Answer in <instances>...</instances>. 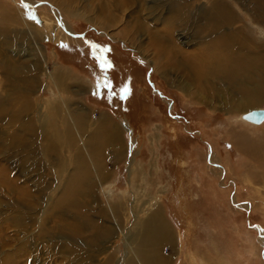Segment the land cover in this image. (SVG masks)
I'll list each match as a JSON object with an SVG mask.
<instances>
[{"label": "rangeland", "instance_id": "374dc122", "mask_svg": "<svg viewBox=\"0 0 264 264\" xmlns=\"http://www.w3.org/2000/svg\"><path fill=\"white\" fill-rule=\"evenodd\" d=\"M65 1L70 8L63 12ZM151 1L0 0V264H85L76 260L83 252L86 264L95 263L92 257L98 264H142L133 250L140 238L131 234L133 256H126L123 235L157 207L171 234L159 251L166 264H264V122L234 121L239 111L225 112L209 97L180 54L195 52L198 38L166 33V0H154L157 11L147 9ZM222 1L247 48L264 47L254 2ZM162 35L177 45L156 41ZM11 76L21 82L11 84ZM257 107L264 109V98ZM111 130L114 141L105 138ZM81 151L92 158L86 167L106 177L94 184L95 198L81 200L87 220L117 230L119 220L108 218L116 207L125 230L106 239L96 258L88 231L66 254L43 239L50 203L37 206L41 192L52 194L47 183L74 171ZM13 188H28L38 207L26 231L12 222L14 212H27L26 198L7 203L5 191ZM101 206L109 215L102 219Z\"/></svg>", "mask_w": 264, "mask_h": 264}, {"label": "bare ground", "instance_id": "6f19581e", "mask_svg": "<svg viewBox=\"0 0 264 264\" xmlns=\"http://www.w3.org/2000/svg\"><path fill=\"white\" fill-rule=\"evenodd\" d=\"M251 1L254 2V10H252L253 15L258 18V20H261L264 24V12L261 11V9L264 8V0ZM164 2L165 6L168 8L169 13V18L164 20V29H166L165 32L170 34L171 32H173V30L176 29L182 31L183 33L192 31V33L194 32L193 36H195L196 39L198 38V42L201 44V46L195 52L192 51L191 53H185L184 51L180 52L181 50L176 51L177 54L180 52L181 55H184L186 62H189L187 64H189L190 69L194 72V75L197 77V83L209 90V95H211L209 97L214 98L215 103L220 101L222 102L221 106L223 107L225 112L230 110L240 112V114L234 121L248 123L250 125L255 126L261 125L264 122V109H260V107L258 108L257 106L260 105L264 98L260 94L264 89V86H262V82H260V80L264 82V47H262L263 51L262 48L260 49V47L257 46L253 47L254 49L247 48L245 37L240 32V29H237L233 26V24H236L235 15L231 11V9L228 8L225 3H223L222 0H207L205 3L202 2L203 5L199 2H194L193 0H175L174 2L173 0H166ZM64 3H60L58 7L63 12L70 8L68 7L67 2L66 4ZM154 3L155 1L152 0L151 4L149 3V8L147 9L151 11H157L159 9V6H156L158 2L156 4ZM74 11L76 10H73V12ZM74 14L75 12L73 13V15ZM79 14L81 15V13ZM83 17L85 19V13ZM253 19L255 20L254 17ZM154 20L156 21V19ZM88 21L91 22L90 19H88ZM6 23H8V21ZM99 25L105 28L109 25V23L106 26L103 23ZM155 35L153 34V36ZM177 37L180 38V35L177 34ZM152 41L153 44L158 41L162 45L165 44L164 42L170 45L172 44V46L177 45L173 44L170 40L164 38L163 35L162 37H156V41L151 40V42ZM173 41L175 40L173 39ZM154 45L157 46L156 44ZM162 45L159 46V49H162L164 47H162ZM173 54H169V56ZM181 64H183L182 61L178 63L179 70L185 68L182 67ZM16 71L18 72V70ZM11 78H13V76H11L9 79V82L11 84H14L15 82H21L20 78H17L15 81H13ZM224 84L230 85V88H227ZM221 88L223 90H221ZM234 89L235 92H232ZM234 98H236V100H234ZM27 134L34 136L33 134H31V130L29 128ZM32 136L30 137L31 139ZM116 137L114 132L111 130V132L106 134L105 138H109L110 141H114L113 138L116 139ZM9 142H12V140ZM19 142L14 143L16 147L18 146ZM72 145L73 147H75V143H72ZM13 148L14 146L12 147V149ZM49 150H47V152L44 151L46 156L50 155L51 151ZM83 154L84 153H82L81 151V153L76 155L78 156V158L74 159V171H71L70 175H67L65 181H63L61 175L57 176V178L55 179V176H53L52 173H49L51 178L53 180L55 179L56 184L53 185V183L46 182L49 187L45 186V190L51 191L52 194L49 198L47 197L48 200H46L47 198L44 197V193L41 192V196L38 198L40 201L37 206H43L44 202L50 203L49 220L51 222V225L49 227V231L45 229L46 223L42 227L43 229H41V231L44 233L47 232L46 235L44 233H41L42 236H44L43 239H50L51 242L54 243L53 246L56 250H60L62 252L64 251L63 253H65V249L72 251V247L75 248V250H73L76 251V247H80L78 246L79 240H81L82 235H84L86 231H88V236L86 238H88L89 240L88 246L89 248H91L92 255H94L95 253L100 254L102 245L105 240L109 237H116V235L119 234L118 229L123 228L124 230V226L122 224L123 221L119 216L118 209L116 207L109 208L110 217L108 218H112L114 221L115 219L119 220V223L117 222L118 224H116L118 227L117 230L116 228L112 229L104 226L103 222L97 221L95 223L89 221L91 216L88 215V210L84 206V202L82 203L81 200L85 199L86 197H94L92 193L95 189L94 184L98 181L101 183L102 180H104L106 177H103L102 172L97 174L96 171H91V165L88 169L86 167V162L92 160V158L89 157L86 159V154ZM61 166L62 163L57 165V168H61ZM99 170L100 168L98 167L97 171ZM3 183L6 184L7 179H4ZM95 186H97V184ZM27 189L13 188L8 190L6 189L5 191V193L9 196L7 198L8 204L16 202L17 200H13V198L16 196H18L19 198L23 197L27 199L25 201L27 206L25 210L27 211L26 215L28 217L25 214H20L19 212H14L12 216V222L14 223V227L22 231H26L29 229L31 225H27V222L32 223V215L35 213L38 214L39 212L37 210L38 207L36 206V203L34 205L30 204L31 199L29 198L32 197L30 196V192ZM53 193H55V197H53ZM94 201L96 202V200ZM102 208V206L99 207V212H96L99 217H101V219L105 218L106 216H109L108 212L103 211ZM90 209H92V207ZM93 213L95 212L93 211ZM92 218H95L94 215L92 216ZM120 234L122 235V233ZM131 234L135 238H140V245H138V247L133 250L137 252V256L140 258L142 264H166V260L161 258V256L159 255V251L161 246H163L165 242L171 239V234L168 231V228L166 227L165 221L162 218V213L158 207L155 208V210L151 214L147 215L146 219H141V221L136 225V227L130 231L128 236L123 235L126 243V256H128V254H131L133 256V251L131 249ZM69 237H71L72 239L69 240ZM169 242H171V240L168 241V243ZM88 258V253L83 252L82 254L80 253L76 257V260L78 263H81L82 261H86V263H91ZM94 258H96V255H94ZM91 259V261L95 262L94 264H98L96 263V261H94L93 257ZM130 259L131 258L126 261V264H135L134 261Z\"/></svg>", "mask_w": 264, "mask_h": 264}]
</instances>
